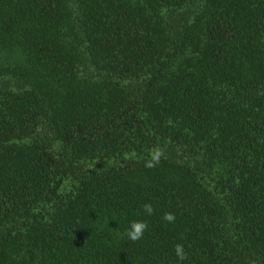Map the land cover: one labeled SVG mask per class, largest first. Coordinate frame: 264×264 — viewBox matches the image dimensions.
I'll return each mask as SVG.
<instances>
[{"label": "trees", "instance_id": "trees-1", "mask_svg": "<svg viewBox=\"0 0 264 264\" xmlns=\"http://www.w3.org/2000/svg\"><path fill=\"white\" fill-rule=\"evenodd\" d=\"M0 264H264V0H0Z\"/></svg>", "mask_w": 264, "mask_h": 264}, {"label": "clouds", "instance_id": "clouds-1", "mask_svg": "<svg viewBox=\"0 0 264 264\" xmlns=\"http://www.w3.org/2000/svg\"><path fill=\"white\" fill-rule=\"evenodd\" d=\"M164 151L161 148H155L150 152L149 159L145 161L146 168H153L155 167L163 158ZM142 210L147 215L153 214V208L151 204H144L142 205ZM162 220L167 223H174L175 222V215L173 213H164L162 216ZM148 230V224L145 221H133L131 222L129 228L126 230V238L131 242H136L142 239L145 231ZM174 253L177 257V260L182 262L187 259V253L185 252L184 245L182 244H175L174 245Z\"/></svg>", "mask_w": 264, "mask_h": 264}]
</instances>
